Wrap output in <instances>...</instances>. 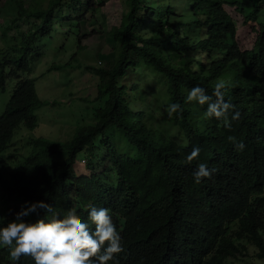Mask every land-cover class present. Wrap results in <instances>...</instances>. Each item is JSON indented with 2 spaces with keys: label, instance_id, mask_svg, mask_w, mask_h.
<instances>
[{
  "label": "trees",
  "instance_id": "16d2710c",
  "mask_svg": "<svg viewBox=\"0 0 264 264\" xmlns=\"http://www.w3.org/2000/svg\"><path fill=\"white\" fill-rule=\"evenodd\" d=\"M172 1L125 0L127 13L107 32L116 45L113 65L85 66L98 78L93 100L98 102L93 107L96 122L79 127L65 143L33 140L32 149L15 162L14 152L5 156L15 131L36 130L37 113L44 106L30 78V56L38 38L48 35L49 14L62 0L40 6L14 0L15 16L7 22L16 24L20 36L0 39L9 41V48L0 50V96L11 88L9 96L0 99L5 103L0 114L3 203L17 205L18 210L23 200H43L51 206L50 212L37 209L24 218L29 222L38 218L63 222L70 211L79 214L89 204L108 208L124 247L118 264H225L247 255L246 244L255 249L256 261L264 264L262 0H249L253 5L249 13L243 3L227 2L245 26L256 25L251 46L237 43L236 22L219 0ZM83 36H78V43ZM143 73L166 85V100L159 110L162 119L157 120L154 107L160 95L149 99L129 83L131 75ZM218 81L224 82V99L234 106L232 111L240 112L230 128L206 117V105L185 101L194 85L210 95ZM172 102L180 105V111L170 118L167 106ZM229 136L243 141L245 148L237 150ZM194 147L200 149L198 157L186 162ZM82 152L89 167L93 161L100 164L93 166L90 178L78 179L73 165ZM95 152L99 159H93ZM198 162L216 169L199 184L192 175ZM0 214H4L1 208ZM13 217L6 215L3 222ZM8 251V246L0 247V264H11L5 261ZM17 264L34 262L21 256Z\"/></svg>",
  "mask_w": 264,
  "mask_h": 264
},
{
  "label": "rangeland",
  "instance_id": "374dc122",
  "mask_svg": "<svg viewBox=\"0 0 264 264\" xmlns=\"http://www.w3.org/2000/svg\"><path fill=\"white\" fill-rule=\"evenodd\" d=\"M50 1L28 0L31 3L38 2V6L41 4L46 5ZM74 1L77 3L81 2L82 6ZM74 1L62 0L61 5L54 8L49 14L52 22L47 24L46 27L48 35L38 38L32 50L30 56L32 73L30 78L34 81L37 96L44 102V106L37 113L39 119L38 128L34 131H29L23 127L17 129L13 138L16 142L9 149V152H20V156L27 155L26 152L31 147L29 144L31 139L28 137L59 138L57 143H65L66 139L76 135L79 127H89L96 122V118L93 116V107L98 102L93 100L96 95L98 78L89 74L85 66L108 69L113 65V50L115 51L116 45L107 32L112 27L119 25V22L123 20L128 11V6L125 0H92L90 7L87 0ZM179 1L181 3L184 2V0ZM229 1L234 2L235 0ZM236 2L243 3L245 8H247V13L253 8L249 0H237ZM172 3L176 4V1L173 0ZM260 4L261 13L259 20L264 21V0ZM182 6L183 4H180V7ZM15 12L14 0H0V39L6 38V40L10 41L16 34L20 36L17 33L16 24L7 22L12 19L13 15L15 16ZM228 13L236 22L237 33L235 40L237 43L243 46H251L255 35L253 29L256 25L248 23L245 26L240 15L230 9ZM161 15L162 12L160 13ZM79 16H84L86 21H78L77 18ZM171 20L173 21L174 19L172 18ZM150 28L149 26L148 30ZM26 30L25 25H23L22 31ZM142 30L144 31L143 34H145V28ZM81 34L85 37L83 36L84 39H82L81 43H78L79 40L77 39ZM7 42H0V50L2 52L9 48ZM192 56L196 61L199 60L194 55ZM144 72L147 71L144 70ZM133 82L134 85L142 88L144 94L149 95V99H154V95H160V97L157 96L158 98L154 99V107L157 120L162 119L163 114L159 115V110L163 109L166 100V85L163 80L153 77L148 78L147 74L143 73L136 77ZM10 90L11 88L7 87L6 93L1 95L0 99L2 96L8 97ZM4 107L5 103L0 101V114ZM104 150L105 148L103 149V155L105 156L106 152ZM79 155L81 157L78 159L84 158L83 153ZM94 156L93 159H99L100 157L96 152ZM14 161L17 162L18 158H14ZM81 161H77L73 166L75 176L89 174L88 171L85 172L82 169L85 165ZM5 177L9 180L7 176ZM21 202L24 204L25 201ZM0 208L4 211V216L8 214L14 215L17 212L13 204L3 203L1 193ZM232 228L235 229V226H232ZM238 242L240 241L236 243ZM241 243L245 245L244 241H241ZM245 247L247 248V255L228 259L225 264H261L255 259V249L249 244H246ZM5 261L9 263L10 259L6 258Z\"/></svg>",
  "mask_w": 264,
  "mask_h": 264
},
{
  "label": "clouds",
  "instance_id": "9594fccd",
  "mask_svg": "<svg viewBox=\"0 0 264 264\" xmlns=\"http://www.w3.org/2000/svg\"><path fill=\"white\" fill-rule=\"evenodd\" d=\"M91 1L87 0L89 7ZM227 2L233 3L229 0H219L221 9L230 16L228 13L229 9L234 11V8L231 7L232 4L228 5ZM194 56L197 59V53ZM134 79L131 75V82L129 83L132 86H135ZM224 87L223 81L216 82L209 95L205 93L204 88L194 85L187 91L185 101H195L199 105H206V117L216 118L221 121L224 128H230L231 122L240 118V112L239 110L232 111L234 106L224 99ZM140 89L143 92L142 88ZM179 111L180 105L176 102H172L167 106V115L170 118L174 113L178 115ZM230 111L231 116L229 117ZM28 138L31 139V137ZM39 138L42 137L31 139V142L29 141L30 150L32 149V141ZM42 139L50 143H57L59 140V138L49 139L47 137ZM68 140L66 139L65 141L67 142ZM228 140L232 141L235 148L239 151L245 148L243 141H237L235 137L229 136ZM15 142L13 140L12 145ZM199 152L200 149L194 147L186 155V162L191 163L198 157ZM10 153L12 152L8 150L5 152L6 158ZM82 153L84 154V158L78 159L81 157L79 155L81 153L77 154L74 165L77 161L82 160L81 163L85 165L82 169L85 172L88 171L89 174L75 176L73 172L74 177L78 179L81 177L90 178L95 163L100 164L99 161H93L94 163H90L91 167H89L87 165V157L84 152ZM15 154L19 161L20 156L18 155L21 153ZM94 168L99 167L94 166ZM215 171V168H209L206 163L198 162L192 173L194 183L199 184L201 178H209ZM97 172L100 174L101 170ZM14 207L17 212L14 213L12 220L4 223L5 219L3 217L6 215L0 214V216H3L0 217V247H9L8 256L11 264H17L21 256H30L34 264H118L117 256L121 255L124 247L108 208L89 204L79 214H76L77 211H70L63 222H48L45 218H38L33 222H29L24 218L36 213L37 209L50 212L51 206L41 200L33 202L25 201L19 210L17 205Z\"/></svg>",
  "mask_w": 264,
  "mask_h": 264
}]
</instances>
